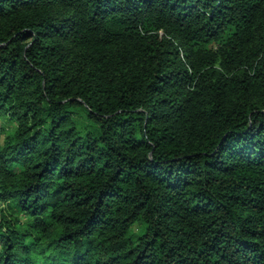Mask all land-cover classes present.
I'll list each match as a JSON object with an SVG mask.
<instances>
[{
    "label": "trees",
    "instance_id": "16d2710c",
    "mask_svg": "<svg viewBox=\"0 0 264 264\" xmlns=\"http://www.w3.org/2000/svg\"><path fill=\"white\" fill-rule=\"evenodd\" d=\"M10 114L0 264H264V0H0Z\"/></svg>",
    "mask_w": 264,
    "mask_h": 264
},
{
    "label": "rangeland",
    "instance_id": "374dc122",
    "mask_svg": "<svg viewBox=\"0 0 264 264\" xmlns=\"http://www.w3.org/2000/svg\"><path fill=\"white\" fill-rule=\"evenodd\" d=\"M18 123L16 119H13L11 114L5 117L0 118V145L3 146L5 142L13 136L17 129ZM3 208V205L0 204V209ZM20 220L21 226L27 225V217L20 216L18 218ZM136 230V229H135Z\"/></svg>",
    "mask_w": 264,
    "mask_h": 264
}]
</instances>
